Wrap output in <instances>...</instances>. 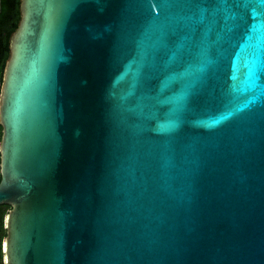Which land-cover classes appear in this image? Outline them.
I'll return each instance as SVG.
<instances>
[{
    "label": "water",
    "instance_id": "water-1",
    "mask_svg": "<svg viewBox=\"0 0 264 264\" xmlns=\"http://www.w3.org/2000/svg\"><path fill=\"white\" fill-rule=\"evenodd\" d=\"M0 126L4 264H264V0H20Z\"/></svg>",
    "mask_w": 264,
    "mask_h": 264
},
{
    "label": "trees",
    "instance_id": "trees-1",
    "mask_svg": "<svg viewBox=\"0 0 264 264\" xmlns=\"http://www.w3.org/2000/svg\"><path fill=\"white\" fill-rule=\"evenodd\" d=\"M19 2L20 0H1L0 11V83L1 73L3 71L5 61L8 57V39L10 34L15 30L19 20ZM2 128L0 126V138ZM10 205L0 204V264L3 263L2 242L6 236L4 227V218Z\"/></svg>",
    "mask_w": 264,
    "mask_h": 264
}]
</instances>
